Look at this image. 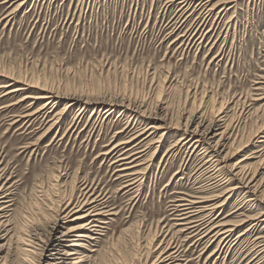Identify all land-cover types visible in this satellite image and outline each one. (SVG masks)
<instances>
[{"label":"rangeland","instance_id":"374dc122","mask_svg":"<svg viewBox=\"0 0 264 264\" xmlns=\"http://www.w3.org/2000/svg\"><path fill=\"white\" fill-rule=\"evenodd\" d=\"M16 2L0 0V70L4 68L20 84L33 86L0 98V107L26 92L34 94L47 89L63 97L53 112L65 105L64 97L68 95L114 101L123 96L125 102L139 99L150 109L149 114L159 104L167 107L172 123L182 117L184 121L190 112L213 117L221 108L220 115L236 122L232 139L244 144L253 140L255 145L248 147V153L256 158L247 163L251 172L258 170L256 179H261L264 98L258 100L263 95L258 87L264 86V0H27L18 8ZM43 101L27 99L0 110V168L7 165L6 176H12L9 183H15L6 226L9 232L0 228V264H21L25 257L29 262L45 263L51 246L41 253L39 245L30 242L33 252L23 257L16 238L32 240L28 237L32 228H37L38 235L45 238L44 230L51 224L58 198L74 192L77 196L73 184L80 186L85 179L95 182L96 193L107 191L108 205L114 214L107 216V223L96 234L98 242L84 241L77 248L66 241L63 252L76 248L79 254L92 256L91 264L99 262L102 254L108 264H141L138 256L147 254L141 247L157 231L153 246L158 247L157 252L151 253L146 264L169 239L172 246L179 247L182 264L261 262L254 241L264 236V222L249 229L258 220L247 218L264 217V201L257 192L254 201H247L248 194L240 189L215 212L218 220H245L235 226L226 242L209 240V235L196 241L197 236L188 237V233L178 232L179 227H172L174 218H178L171 206L175 199L216 194L230 182L226 168L201 166L206 160L202 158V148H196V152L187 145L173 147L181 130L172 128L151 158L154 150L146 144L161 132L148 136L152 129L131 140L124 148L126 151L98 157L113 143L138 133L141 115L123 106L109 115L89 107L74 121L82 103L76 102L60 119L58 127L47 129L45 125L53 112L9 125L13 114L24 113L28 108L35 110ZM161 110L159 107L157 112ZM150 120L144 117L140 127L146 129L155 121ZM259 129L262 133L257 132ZM255 132L259 134L257 138H253ZM22 145L30 147L24 150ZM134 145L137 151L145 150L133 163L148 160L143 165H149L138 189L126 193L125 189L119 190L122 182L117 179L118 163L113 162L122 153H132L127 150ZM259 161L256 170L254 164ZM259 189L261 192L264 186ZM246 228L250 231L237 237ZM64 229L57 227L51 237ZM85 247L96 251L88 252Z\"/></svg>","mask_w":264,"mask_h":264},{"label":"bare ground","instance_id":"6f19581e","mask_svg":"<svg viewBox=\"0 0 264 264\" xmlns=\"http://www.w3.org/2000/svg\"><path fill=\"white\" fill-rule=\"evenodd\" d=\"M15 1L18 2V3L16 2L17 3L16 8H18L19 6L22 5V3L26 2L27 0H15ZM3 69L4 68L0 70V76L4 78V81L0 82V98L7 97L9 95H14L17 92L26 91L30 89V86L32 84L30 86L26 83L20 84L19 80L17 81L15 79L10 78L8 76L9 73L7 74L6 70ZM9 78L14 81H11ZM16 81L19 83H16ZM258 88L263 92L261 93L263 94L262 97L258 98L259 100L264 98V86ZM104 96H108V95H104ZM64 98L67 99L65 105L61 109L53 112V110L56 109L55 107L57 102H60L63 99V97L47 89H41V91H38L37 93L35 92L34 94H31V92H26L24 96L17 99L16 101L0 107V110L4 108L16 106L21 102L26 101L27 99H31V100L44 99V101L41 102L40 105L35 110L30 111L29 110L30 108H28L27 110H25L24 113L13 114L12 117L8 120L10 122L9 125H14L22 120L23 122L24 121L28 122L34 116H38V115L47 116L53 112L51 117L48 118L47 120L48 122H45L46 123L45 125H48L47 129H49V128L58 127L60 119L76 102H82V103L77 108L78 110L76 111L77 113L74 116V121L80 118V115H82L84 111L89 107H92V109L96 108L97 111L103 110L105 115L106 114L109 115L111 111L116 107L123 106L124 108L129 109L130 111L141 115L140 117L142 118L138 116L139 121H137L139 122L138 124H140V126L144 124V121L142 122V119L144 117L145 119H149L150 117L151 120L153 119L155 121L150 122L148 126H146L147 127L146 129L143 128L144 130L140 126H138L140 130L138 133L133 134L132 137L128 138L125 141L113 143V145H111L108 149L98 154L97 155L98 157L102 155L108 156L109 154L116 152L117 150L118 151L123 150L126 147V145L131 142V140L140 137L142 134L146 133L149 129H152V131L148 134V136L152 134L156 135L160 131L161 132L156 138L151 137L149 143L146 144L148 149L152 148L154 150L150 154V158H151L153 156V153L157 150V148L161 146V142L165 139L166 135L169 134L173 128L182 131L181 134H179L178 137L176 138L173 147L174 146L184 147L185 145H187L188 148H192V150H195L196 148L200 147L202 148V152H201L202 158L203 160L206 159L201 165V166H205L204 169H209V168L215 169L217 166H220L221 168H226L227 175L229 176L227 180H230V182L224 185L221 189L222 191H220L219 193L208 194L206 196H197L199 194H195L189 197H179L178 199L174 200L175 203L171 205L173 207L172 211L177 212L178 218H174L175 224L172 227L174 228L179 227V229H177L179 233L181 234L188 233L187 236L191 238L197 236L196 241L201 240L207 235H209L208 236L209 240L218 239V243L219 242L221 243L223 241L226 242L228 238L231 236V233L235 230V226L245 222V220H240V221L237 220L234 222L227 220H218L217 218L219 215L216 216L215 212L221 207L223 201L229 199L233 194L240 191V189L244 190L243 193L248 194L246 197L247 201H254L256 199V195L258 196V194L259 195L261 194V197L259 198L261 199V201H264V189L261 192H258L260 191L259 189L260 186H264V176H263L264 174L262 175L260 180L256 179L258 175L257 168L258 165H260L261 160L257 165L254 164V167L256 166L255 168L257 170V171L253 170L254 172L250 171V167H249L250 165L247 163L249 159L256 158L254 157V155H250V153H248L251 150V148L248 147L250 145L252 146L255 144L252 139L251 141H249L250 142L249 144H247L248 142L247 140L246 142L247 145L244 144V142L237 143V141L234 138L232 139L234 130H236L237 128V125H234V123L236 122H234L231 119H226L225 114L220 115L221 108L219 110L215 109V111L216 110L218 111L215 115L212 114L213 117L210 116L208 118L205 115H203V113L198 114L199 112H190L184 118V121H182L183 119L182 117L181 120L172 123L173 119H170L167 116L168 109L166 106L162 108L161 105L157 104L155 108L151 110L152 114H149L150 109L144 107L145 106L144 103H142L141 100L139 101L138 98H137L138 100L127 99V102L124 101L125 98H123V96L121 97L122 99L118 101L117 99H115L114 101L113 99L107 100L104 98H96V99L91 97L80 98L72 95L65 96ZM144 102H146L147 104V101L144 100ZM29 104H32V102ZM159 107L160 109H162L161 111L163 112V114L161 111L157 112V109ZM120 132L122 133V131H119L118 133ZM257 132L262 133V130L259 129V131ZM258 133L255 132L253 138H257L258 137L257 135H259ZM262 137H264V134L262 135ZM29 143H31L32 145L36 144L33 142H29ZM135 146L136 145H134L132 149L127 150V151L132 150L133 151L132 153H130L127 156H122L123 155L122 153L120 154V156H118L119 158L116 157L117 159L113 162V163H118L116 164L118 166L116 172L119 173L117 179L121 180L122 182L121 183L122 185H120L121 187L119 188V190L125 189L126 193L130 192V190H133L132 192H134L135 190L138 189V186L141 184L142 178L144 176L142 174L144 170L148 168L149 165V163L143 165L147 163L148 160L146 162L144 161L143 163H139V164L133 163L135 159L139 157L138 155H140L142 151H143L142 154H144V150H145V149H141L137 151V148H135ZM28 147H30V145H24V146L22 145V147L20 148L26 150ZM258 150H256L255 152H257ZM240 153H241L240 157L236 161L232 162L231 160L237 157V155H239ZM197 154H199V151ZM133 156L134 158L132 160L129 159L130 157ZM1 164L2 162H0V166ZM8 168L9 167H7V165L4 167L2 166L0 168V228L5 227L4 230H6V233L9 232V228L7 229L6 226L9 225V221H10L9 212L11 211V206H12L11 194H12V188L15 185V183L14 184L9 183L10 180L12 179V176L11 175L6 176L7 175L6 172ZM82 181L80 182L81 183L80 186L78 185L74 186L73 184L72 188L73 189L75 188V190L78 191L77 196L75 192L74 194L70 193L68 196L62 194L56 201V205L53 208L54 215H52L53 219L51 221V224L47 225L48 226L47 229L44 230L46 232L45 238H42L41 236L38 235L37 228H32L31 231L29 230L31 233L28 237H32V240L29 239L27 240L24 236H17L16 241L18 243H21L20 245H21L22 255H24L23 257H25L28 253L33 252L32 248H30L33 247V245L30 242L39 245V250L41 253L43 249H45L47 246H51L49 254L44 257V259L46 260L45 263L41 262L40 260H37L38 263L32 262L31 260L29 262L25 257L22 258L21 264H91L90 262V260L92 259L91 255L84 253L79 254L76 251V248H73V250L70 251L63 252L64 250L63 243L69 241L70 246L78 248L83 245L84 241L85 242L89 241L90 244H92V242H98L97 241L98 238L96 234H99L100 233L99 231H101V229L104 227L103 224L107 223L106 220L107 216L114 213L112 211V208H110L108 205L109 201H107L108 198L106 197L107 191L104 193L102 192L96 193L97 185H95V182L92 181L90 182L87 179H85L83 182ZM220 198H222V201H220ZM46 201L48 200L46 199ZM261 216L262 215L247 217L248 220L249 219L258 220L251 223L250 224L251 226L250 227L248 226L249 229L256 226L260 221L264 222V217L261 218ZM57 227H61V228L65 227V229L62 230L61 233L58 234L57 236L51 237L50 235L51 232L54 231ZM249 229L246 228L244 231H241L240 233L237 234V237L243 236L244 234H246L247 231H250ZM155 236H157V231L154 233L153 237L149 239V241H147L146 244H144L141 247L142 249L145 248L147 250L146 256H143L142 258H139L138 256V260L142 261L141 264H146L148 258L152 257V254L154 252H157L155 250H157L156 248L158 247L156 246L153 248ZM170 238L173 239V236H171ZM28 241L29 243H27ZM168 241L166 243L167 244L166 246L162 248L160 247V251H158L159 253L156 256L154 255L155 258L151 261L150 264H182L179 261V252H178L179 247H177L176 245L172 246L171 242ZM160 243L161 242H159L158 245H160ZM254 243L256 244L257 253H259L258 255L261 254L260 257L261 262L258 264H264V236H261L260 238L255 240ZM85 249L88 252L96 251V249L89 247H85ZM105 257L106 256L102 254L100 256L99 262L97 263L95 262V264H108V260ZM35 260L36 259H34L33 261ZM132 261L134 263V260ZM127 264L129 263L127 262Z\"/></svg>","mask_w":264,"mask_h":264}]
</instances>
